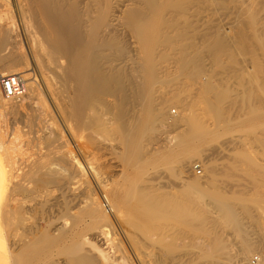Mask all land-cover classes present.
Listing matches in <instances>:
<instances>
[{"label": "bare ground", "instance_id": "6f19581e", "mask_svg": "<svg viewBox=\"0 0 264 264\" xmlns=\"http://www.w3.org/2000/svg\"><path fill=\"white\" fill-rule=\"evenodd\" d=\"M17 1L21 17L25 16L20 19L26 28L23 41L29 58L22 52L19 32L11 22L2 24L0 15V76L14 75L19 66L28 69L33 64L38 78L20 76L22 96L0 97V264H193L196 260L200 264H243L256 249L261 253L258 264H264L263 213L256 211L254 227L260 229L255 237L244 225V219L250 222L255 217L250 216L252 208L259 209L264 203V167L240 154L237 160L225 157L228 162L220 169L211 160L204 166V177L250 176L254 193L249 194H229L210 177L205 179L208 189L195 177L181 185L165 186L166 190L155 185L160 166L178 177L176 169L197 154L198 145L229 131V118L238 119L241 128L248 124L240 119L242 114L238 117L243 109L255 103L256 110H264V17L259 15L264 12V0L241 2L238 6L249 18L236 14L239 19H232L235 24L229 30L210 26L213 31L209 33L190 30L187 23L182 29L172 21L163 26L146 21L153 15L171 20L195 17L207 11L199 7L205 0ZM115 22L137 38L135 63L130 68L126 59L131 43L126 41L128 47L121 42L124 39L119 40ZM235 52L249 64L247 75L254 79V86L245 87L242 93L233 92L232 86L215 85L205 70L206 61L214 65ZM178 76L199 86L194 98L203 103L206 109L199 108L217 126L207 128L202 119L190 114L193 97L186 105L179 95L189 86L172 87ZM163 83H174L173 89L164 91ZM173 105L180 110L169 117L183 129L173 138L176 149L160 154L158 148H148L163 134L159 112ZM257 140L264 147V136ZM181 146L187 147V154L177 150ZM113 159L122 167V176H110L107 171ZM87 172L100 191L114 194L111 202L104 197L116 226L110 241L112 256L86 238L90 231L106 236L113 229ZM227 183L230 188L232 184ZM186 226L193 231L184 230ZM226 230L237 237L233 252L223 237ZM124 242L130 252H125Z\"/></svg>", "mask_w": 264, "mask_h": 264}, {"label": "rangeland", "instance_id": "374dc122", "mask_svg": "<svg viewBox=\"0 0 264 264\" xmlns=\"http://www.w3.org/2000/svg\"><path fill=\"white\" fill-rule=\"evenodd\" d=\"M3 1V0H2ZM1 0H0V3L2 2ZM7 1V2H6ZM17 1V0H16ZM15 1V2H16ZM122 1L123 0H120V2H119V4H122ZM204 1V0H203ZM206 1V3H204V2H202L203 3V5H201V6H199V7H201V8H203V9H205V10H207L206 12H204V13H201V14H199V15H194L195 17H191V15H189V16H183V17H177V18H175L174 20H171L170 18L171 17H169V16H166V18H164V16H162V15H153V16H151L150 18H148L146 21L148 22V23H151L152 25H156L157 26V23H158V25H161V26H163V24L167 21H172V22H174L175 24H177V26L179 27L180 26V28H184L183 26L185 25V23H187V24H189V28H190V30H193L194 28V30L193 31H195V32H198V33H206L207 31H208V33L209 32H212L213 30H211L210 28L212 27V29H213V27H215V28H220L221 27V29L223 30V29H227L228 28V30L230 29V27H231V25H233V24H235L234 22L236 21V20H238L239 18H236V17H234V16H236V14H237V17H240V19L241 18H244L243 16H245V18H249V14H247V13H245V12H242L241 11V7H239V6H241L240 5V3L241 2H244L245 0H226L227 1V3H224V1L225 0H205ZM212 1V2H211ZM219 1V2H218ZM221 1V2H220ZM223 1V2H222ZM225 1V2H226ZM248 1V0H247ZM246 1V2H247ZM14 2V0H5L3 3V5H2V8H1V11L3 10V12H0V15H2L3 17H1L2 19L1 20H3V21H1V23L3 24V23H12L13 25H12V27H13V29L14 30H17V32H19V34H20V36H21V39H22V44H23V46H22V52H24L25 53V55L29 58V53L27 52V47H26V44H25V42L23 41V37H24V33H25V30H26V28H25V26H24V22H22V20L20 19V18H22L23 19V16L21 17V8H20V12H18L19 11V8L17 7V5L19 6V3H15ZM17 2H19V0L17 1ZM232 2V3H231ZM235 3V6H234V3ZM212 3V4H211ZM217 3V4H216ZM219 3H220V5H219ZM231 3V4H230ZM239 3V4H238ZM211 6H210V5ZM216 4V5H215ZM224 4H226V5H228V6H226V5H224ZM208 5V6H207ZM219 5V6H218ZM224 5V6H223ZM239 5V6H238ZM4 6L6 7V8H4ZM203 6V7H202ZM206 6V7H205ZM216 6V7H215ZM231 6H232V8H231ZM17 7V8H16ZM215 7V8H214ZM220 7H222V8H220ZM228 7H229V9H228ZM236 8V9H235ZM237 8L238 9H240V11L238 10L237 11ZM210 11H209V10ZM217 9V11H216V13L214 12L215 10ZM219 9V10H218ZM221 9V10H220ZM230 9H232V10H230ZM212 10H214V11H212ZM5 11V12H4ZM212 11V12H211ZM220 11V12H219ZM225 11H229V12H231V13H227L226 14V12ZM207 13V14H206ZM241 13H244V14H242V17H241ZM23 14V13H22ZM222 14V15H221ZM259 15H260V17L263 15V17H264V12L263 13H259ZM28 16V15H27ZM193 16V15H192ZM207 16V17H206ZM25 17V16H24ZM162 17H163V19H162ZM203 19H202V18ZM211 17V18H210ZM8 18V20H6V19ZM181 18V19H180ZM184 18V19H183ZM202 20H201V19ZM207 18V19H206ZM244 18V19H245ZM6 20V22H5V20ZM166 19V20H165ZM205 19H206V22H204V23H202L203 21H205ZM235 20L234 22H233V20ZM163 20V21H162ZM183 20V21H182ZM213 20H214V22H213ZM182 21V22H181ZM200 21V22H199ZM217 21V22H216ZM191 22H193V23H191ZM233 22V23H232ZM0 23V24H1ZM116 23V25L118 26H115V28H114V33H115V31L117 30L118 32H120V33H118L117 31V36H118V38H119V40L121 41V40H123V41H121V42H124L125 44H126V41H130V43H131V45H129V43L127 42V46L129 45L130 46V51L132 50L133 51V53H132V51L129 53L130 55L127 57L128 59H126V66H128V68H130V67H132L133 66V64L135 63V60H134V58H135V55H136V53L134 52V50H136V48H137V44H136V42H137V38H136V36L134 35V34H132V32L130 31V30H127L126 29V31H125V27H123L122 25H120V24H118L117 22H115ZM181 23V24H180ZM183 23V24H182ZM198 23V24H197ZM1 24V25H2ZM195 24V25H194ZM203 24V25H202ZM207 24V25H206ZM211 24V25H210ZM222 24V25H221ZM228 25H230V26H228ZM24 28H23V27ZM164 26H166V24L164 25ZM211 26V27H210ZM223 26H224V28H223ZM121 27H122V29H121ZM200 27V28H199ZM203 28V29H202ZM24 29V30H23ZM209 29V30H208ZM121 30H122V32H121ZM200 30V31H199ZM120 35V37H119V35ZM122 34V35H121ZM131 35V36H130ZM132 35H134V36H132ZM130 36V37H129ZM132 37V38H131ZM133 37H134V39H133ZM122 38V39H121ZM134 41V42H133ZM135 44V45H134ZM128 46V47H129ZM136 46V47H135ZM132 53V54H131ZM237 54V55H236ZM233 56H231V57H226L227 59H228V61L226 60V58H222L221 60L222 61H220L219 63H217L218 64V66H217V64H212L211 62H209V61H206L205 62V70H206V74H210V76H211V80L215 83V85H225V86H227L228 88H229V86H232V87H230L229 89H232V91L233 92H236V93H242V91L245 89V87H249L250 85L251 86H254V79H252V77L250 78L248 75H247V72L250 70V66H248L249 64L248 63H246L245 62V60L242 58V56L241 55H239V53H236L235 52V55L234 54H232ZM261 56H262V53H261ZM236 58V59H235ZM133 60V61H131L130 62V60ZM129 60V61H128ZM225 61V62H224ZM237 61V62H236ZM240 61H241V63H240ZM242 61H243V63H242ZM29 62H30V60H29ZM208 62L210 63L209 65H208ZM222 62H224V63H222ZM227 62V63H226ZM130 63V64H129ZM132 63V64H131ZM222 63V64H221ZM234 63V64H233ZM245 63V64H244ZM232 64V65H231ZM242 64V65H241ZM212 67H211V66ZM236 65V66H235ZM262 65H263V67H264V61H263V63H262ZM216 66L218 67V69L216 68ZM244 66H246V67H244ZM20 67V66H19ZM16 68V71H15V73H14V75H20V76H23V75H25V74H27L24 78H38V76H37V72H36V70H34L35 68H34V65L33 64H31L30 65V67L27 69V68H24L23 66H21L20 68ZM23 67V68H22ZM168 69H169V71L170 70H172V67L169 65V67H168V65L166 66ZM226 67V68H225ZM229 67V68H228ZM237 67H238V69H237ZM241 67V68H240ZM22 68V69H21ZM208 68V69H207ZM234 68H235V70L237 69V70H239V71H237V73H236V71L234 70ZM212 69V70H211ZM216 69H217V71H216ZM231 69V70H230ZM244 69V70H243ZM208 70H209V72H208ZM221 70V71H220ZM226 70V71H225ZM229 70V71H228ZM248 70V71H247ZM34 71V72H33ZM215 71V72H214ZM225 71V72H224ZM17 72V73H16ZM208 72V73H207ZM210 72H212V74L210 73ZM218 72H220V74L218 73ZM243 72H244V74H243ZM36 73V74H35ZM216 73V74H215ZM240 73H242V74H240ZM218 74V75H217ZM227 74V75H226ZM246 74V75H245ZM217 75V76H216ZM235 75V76H234ZM239 77H238V76ZM243 75V76H242ZM10 76V75H9ZM220 76H221V78H220ZM224 76V77H223ZM232 76V77H231ZM248 76V77H247ZM226 77H228V78H226ZM236 77V78H235ZM237 77H238V79H237ZM241 77L243 78L242 80H241ZM1 76H0V97H2V98H4V99H6L3 95H2V87H1ZM213 78V79H212ZM234 78V79H233ZM248 78V79H247ZM254 78V77H253ZM182 79V80H181ZM184 80H187L184 76H178V78L176 79V81H177V84L175 85L174 83H163L164 85H165V89H164V91H171L174 87H176L177 89L178 88H180V84L181 83H184V84H187V87H186V85H183V86H181V88H183V87H185L184 89H188V86H189V90L188 91H190V92H185V90H183V89H181L180 91H184L183 93L181 92V94L179 93V95H180V97H182V103L183 104H186V105H189V108H190V114L192 115V116H194V117H197V118H199V119H202L203 120V122H204V125H205V127H207V128H211V126L212 127H215V126H217V124L215 123V121L213 120V119H211L208 115H207V113H205L206 111L204 110V109H206V108H204V107H201L202 105H203V103H200L199 102V104H198V102L195 100V98L194 97H196L195 95L197 94V93H195V92H197V90H196V87H197V89H199V86L197 85V84H188V83H185V82H188V80L187 81H185V82H183ZM216 80V81H215ZM238 81V82H236V81ZM244 80H246L245 82H244ZM249 80H250V82H251V84H250V82H249ZM179 81H182V82H179ZM235 81V82H234ZM242 81V82H241ZM223 82H225V83H223ZM227 82H228V84H227ZM241 82V83H240ZM234 83H236V84H234ZM172 84H174V86H172ZM178 84H179V86H178ZM194 85V86H193ZM196 85V86H195ZM234 85V86H233ZM247 85V86H246ZM157 86V88H158V86H160L158 83L157 84H155V87ZM169 86V87H168ZM170 86H172V87H170ZM192 86V88H193V90H195V91H193L192 90V88H190ZM167 87V88H166ZM235 87V88H234ZM236 87H238V88H236ZM169 88H171V89H169ZM237 89V90H236ZM235 90V91H234ZM193 91V92H192ZM189 94V96H190V98H187V97H189V96H186V95H188ZM194 96H193V95ZM184 97H185V100H184ZM191 97H193V99L191 98ZM186 99H188V100H186ZM192 99V100H191ZM7 100V99H6ZM192 101L191 103L189 102V101ZM194 100H195V104L197 105L196 107H195V104H193L194 103ZM185 101V102H184ZM187 102H189V104H187ZM183 104H181V105H177L178 107H180L181 108V106L183 105ZM193 104V105H192ZM202 104V105H201ZM199 105H200V107L201 108H204L203 110H204V112H202V110L199 108ZM258 104H256V107H255V103H253V105L252 104H250L249 105V107L248 108H246V110H248V112L245 110V109H243V111H241L240 112V114L238 115V117H240V115L242 114V118H240V119H242V120H246L247 122L246 123H248V124H245L244 126H242L241 128H238L237 127V124H236V122H237V120L238 119H235V117L234 116H232L231 118H229L228 120H227V123H226V126L229 128V131H227V132H225V133H223L221 136H219V137H217V139L216 140H214V141H211V140H208L207 142H205V143H202V144H200V145H198L197 146V150H196V152H197V154L196 155H190L189 156V158H188V160H189V162H187V163H185V164H183V165H181V166H179L177 169H176V172H177V176L178 177H176V178H174V176H170L168 173H167V170H166V167L165 166H160L159 168H158V170H157V172H156V176H158L157 178V180H156V182H155V185H156V187L157 188H160V189H162V190H166V187L168 186H170V185H172L173 183H176V184H180L181 185V183L183 184L185 181H190V178H192V177H195V178H197L198 180H200V182L203 184H205L204 186H203V188H205V189H208L210 186H209V184H207L208 182L207 181H209L211 178L213 179L214 178V182H215V184L216 185H218L217 187L218 188H220L221 190H226L225 192H227V193H233V192H235V191H241V192H246V193H254L253 191H254V189H252L253 188V185L252 184H250V180H252L251 179V177L250 176H238V178L236 177V178H231L232 176H230V177H224V176H205L204 177V166H206L207 165V163H208V160H211V161H213L215 164H216V166H217V168H221L220 166H224V165H226V163L228 162V160H225L226 158L227 159H230L229 157H231L232 159L231 160H233L234 158H235V156H237V154H240L239 156H241L243 159H251V160H253L254 162H255V164L256 165H259L260 167H264V147L259 143V140H257V139H259L260 137H263L264 136V130H261V129H264V110L263 111H259V110H256V109H259V108H257L258 106H257ZM178 107H175L174 105L173 106H169V107H167V109H163V110H161L160 112H159V114H160V118H159V120L162 122L163 121V125L161 126L160 125V131H161V133H163V134H161L160 135V138L161 139H159V140H157V141H154L153 143H154V145H153V143L149 146V148L148 149H153V148H158V149H156L157 150V152L158 153H160V154H167V153H169V152H171L173 149H176L175 147H176V140H173V138L175 139L176 138V136L178 135V133L183 129V128H177V126L175 125V122H173L172 120H171V116L170 115H176L178 112H179V110L180 109H178ZM194 107L196 108V109H194ZM254 108V109H253ZM256 108V109H255ZM169 109V110H168ZM197 109H199L200 111L199 112H197L198 110ZM167 110V111H166ZM195 110H197L196 112L200 115L201 114V116L199 117V115L195 112ZM247 112V113H245V112ZM175 112V113H174ZM169 113V114H168ZM193 113V114H192ZM247 114V116L245 115V114ZM259 113V114H258ZM165 114V115H164ZM203 114H205V115H203ZM167 115V116H166ZM202 115L203 116H205V117H203L202 118ZM170 116V117H169ZM234 117V118H233ZM259 119V120H258ZM171 120V121H170ZM213 122H212V121ZM164 121H167V123L165 124L164 123ZM212 122V123H211ZM209 124H210V126H209ZM251 124V125H250ZM246 125H249L248 127L246 126ZM257 125V126H256ZM255 126V127H254ZM256 127H257V129H256ZM260 127V128H259ZM253 128V129H252ZM238 130V131H237ZM64 131V130H63ZM256 131V132H255ZM258 131V132H257ZM254 133V134H253ZM260 136L261 134H262V136H258L257 134ZM65 134V133H64ZM66 135V134H65ZM248 136H250V137H248ZM258 138H257V137ZM163 137V138H162ZM166 137H167V140H166ZM247 138V139H245V138ZM170 140H169V139ZM229 138V139H228ZM238 138V139H237ZM166 141H168L167 143H166ZM174 141V142H173ZM234 141V142H233ZM236 141H238V142H236ZM248 141V142H247ZM254 143H253V142ZM170 142H171V144H170ZM227 142V143H226ZM229 142V143H228ZM232 142V143H231ZM252 142V143H251ZM256 142V143H255ZM113 143V142H112ZM111 143V144H112ZM174 143V144H173ZM239 144V145H236V144ZM240 143H242L243 145H245V147H246V152L245 151H243V150H245V147H243V145L242 144H240ZM168 144V145H167ZM205 144V145H204ZM247 144H248V146H247ZM153 145V146H152ZM174 145V146H173ZM210 145V146H209ZM235 146L234 148H233V146ZM252 145V147H250ZM258 145V146H257ZM241 146H242V151H241ZM72 147V146H71ZM165 147V148H164ZM73 148V147H72ZM167 148V149H166ZM215 148V149H214ZM244 148V149H243ZM249 148V149H248ZM189 149V148H188ZM163 150V151H162ZM177 150H180L181 152H186L185 154H187V147H184V146H181V148H178ZM212 150V151H211ZM214 150H215V153H213L214 152ZM250 150V151H249ZM176 151V150H175ZM167 152V153H166ZM249 152V153H248ZM212 153H213V155H212ZM245 154V155H244ZM254 154H255V157L253 158V156H254ZM115 157V156H114ZM226 157V158H225ZM77 159L79 160L80 159V157L79 156H77ZM236 160L238 159V157L237 158H235ZM115 160H117L116 159V157H115ZM79 162H81L82 163V160H80ZM119 163V162H118ZM262 164V165H261ZM113 166V167H112ZM115 166H118L119 167V165H117V161H114V159H113V161H112V163H110V166H109V168L107 169V171H109V173H110V176H122V167H115ZM196 166H198V168L197 169H199L200 170V174H197V169H195V167ZM121 168V169H120ZM86 173V172H85ZM112 173V174H111ZM168 176H167V175ZM161 175V176H160ZM85 176H86V178H87V180H89V178H90V180L89 181H91L92 179V177H91V174H89V172H87V174H85ZM88 176H90V177H88ZM160 176V177H159ZM201 179H200V178ZM210 177V179L208 180V178ZM220 181H224V183H222V184H224L225 185V187H224V185H220V183H221V181H220V183L219 182H217L216 181V178ZM242 177V178H241ZM244 177H245V179L247 178V180H249V181H245V179H244ZM252 177H254V176H252ZM161 178V179H160ZM226 178V179H225ZM256 179L257 178H259V177H255ZM205 179L207 180V181H205ZM227 179H229V180H227ZM262 179V178H261ZM168 180H170V181H172V183L170 182V181H168ZM88 181V182H89ZM230 182V184H232V185H237V186H233V189H232V185H230V188H228L229 186H228V184L229 183H227V182ZM93 182V180L91 181V183H90V185H91V187L93 188V190H94V192H96V195H97V199H99L100 198V200H99V202L101 203V205H103V210H105V212L107 213V215L109 216V219L110 220H112V226H113V229H112V233L111 234H109V235H102V236H99L98 234L97 235H95L96 233H94V231H90L87 235L88 236H86V238L88 237V239H90L89 241L91 242V243H96V245L97 246H100L101 247V249H103L105 252H106V254H108V255H110V256H112V253H114V251L111 253V251L113 250V247H112V243H110V241H112V240H114V232H115V230H116V226H115V224H114V220L112 219V217H111V213H109L108 212V206L106 205L107 203L105 202V199H104V197H107L108 199H109V201L111 202V200H113L114 198V194L110 191V190H106V191H104V192H102V191H100V189L95 185V184H93L92 183ZM167 182H168V184H167ZM225 182L227 183V184H225ZM249 182V183H248ZM171 183V184H170ZM237 183V184H236ZM160 184V185H159ZM250 184V185H249ZM159 185V186H158ZM206 185H207V187H206ZM226 185H227V187H226ZM251 185H252V187H251ZM163 186L165 187V188H163ZM209 186V187H208ZM239 186V187H238ZM246 187V188H245ZM250 189H249V188ZM223 188V189H222ZM227 188V189H226ZM168 189V188H167ZM231 189H232V191H231ZM252 189V190H251ZM96 190V191H95ZM242 190H244V191H242ZM108 191V192H107ZM251 191V192H250ZM102 192V193H101ZM110 192V193H109ZM103 194V195H102ZM111 194H113V195H111ZM99 197V198H98ZM109 197H111V198H109ZM113 198V199H112ZM104 204H105V206L107 207H105L104 206ZM263 206V207H262ZM236 209H239L238 207L236 208ZM263 209V210H262ZM252 210H253V212H252ZM252 210H251V217L252 216H255V217H252V222L250 221L249 222V220L248 219H244V225H245V228H246V230H247V232L250 234V236L251 237H255L256 235H257V233H255L256 232V230L259 232V229H260V227H259V229H257L256 227H254V226H256V223H254V221H256V217L259 215V213L261 212V214L263 213V215H264V203L263 204H260V206H259V209H256L255 210V208H252ZM258 210V214H257V211ZM255 213H256V215H255ZM253 214V215H252ZM255 218V219H254ZM110 223V224H111ZM248 225H249V227H248ZM251 226H252V228H251ZM115 227V228H114ZM187 228H185V227H183V228H185L184 230H186V231H193L190 227H188V226H186ZM254 227V228H253ZM262 227V226H261ZM256 228V229H255ZM264 230V227H262L260 230ZM114 231V232H113ZM201 232V231H200ZM225 232V233H224ZM224 232H222V233H224V235H223V237H224V240L225 241H227V245H229L228 247V249L230 250V251H235L236 249H237V247H238V244H237V237H235V234L232 232V231H229V230H226V231H224ZM232 232V233H231ZM94 235V236H93ZM234 235V236H233ZM105 236V237H104ZM112 236V237H111ZM96 237V238H95ZM201 237V236H200ZM200 237H199V239H200ZM226 237H227V239H226ZM109 238V239H108ZM202 238V237H201ZM184 241H186V240H184ZM99 244V245H98ZM111 244V245H110ZM111 246V247H110ZM123 246L124 247H127L126 249L124 248V250H127V251H125V252H130V248L126 245V243L124 242L123 243ZM109 248V249H108ZM128 248H129V250H128ZM125 252H124V254H125ZM260 251L259 250H257L256 249V251H254L247 259H246V261L244 260L243 261V264H245L246 262H247V260L253 255V254H256V253H258L259 255L261 254V253H259ZM126 255H130V254H126ZM263 255H264V252H263ZM195 257V256H194ZM245 262V263H244ZM122 263V262H121ZM193 264H200L199 262H197V260L195 261V263H193Z\"/></svg>", "mask_w": 264, "mask_h": 264}, {"label": "built area", "instance_id": "2783aa9c", "mask_svg": "<svg viewBox=\"0 0 264 264\" xmlns=\"http://www.w3.org/2000/svg\"><path fill=\"white\" fill-rule=\"evenodd\" d=\"M2 95L6 99L19 98L24 93L23 81L20 75H10L1 78ZM198 166L195 167L197 169ZM197 174H200V170L197 169ZM261 260L258 253L253 254L245 264H258Z\"/></svg>", "mask_w": 264, "mask_h": 264}]
</instances>
